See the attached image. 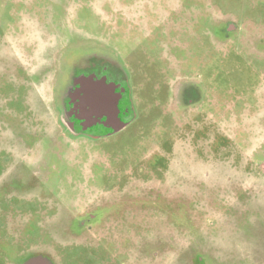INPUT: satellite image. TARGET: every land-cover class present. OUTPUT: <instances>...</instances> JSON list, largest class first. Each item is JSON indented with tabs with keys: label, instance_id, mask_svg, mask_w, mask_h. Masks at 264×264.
Listing matches in <instances>:
<instances>
[{
	"label": "rangeland",
	"instance_id": "374dc122",
	"mask_svg": "<svg viewBox=\"0 0 264 264\" xmlns=\"http://www.w3.org/2000/svg\"><path fill=\"white\" fill-rule=\"evenodd\" d=\"M191 1L154 55L123 0H0V264H264V0ZM105 59L131 111L85 133L67 103Z\"/></svg>",
	"mask_w": 264,
	"mask_h": 264
},
{
	"label": "flooded vegetation",
	"instance_id": "af4514ba",
	"mask_svg": "<svg viewBox=\"0 0 264 264\" xmlns=\"http://www.w3.org/2000/svg\"><path fill=\"white\" fill-rule=\"evenodd\" d=\"M123 2L125 7L123 9L122 23L123 27L126 28V31H124L126 39L124 40L128 43L130 39L135 38L138 41L141 37L148 39L147 35H154V38H150L143 44V48L145 50L150 49L151 54H159V52L165 50L158 47V40L164 35V32L168 36L175 34L176 31H180V35L186 36L191 26L192 13L188 12L192 4L191 0H179L182 5L181 10L172 7V10L167 11V15L163 18L161 17L163 3L168 8L170 0H142L144 4H140L139 0H123ZM111 9V4H108L107 12H112ZM162 19L167 20L168 23L169 21H173L169 32L165 29L162 30ZM142 24H145L143 25V29L146 28V32L141 29L140 26ZM177 24L180 26L176 27ZM141 32L145 36L140 35ZM169 42H172V40ZM142 43L143 40L136 44L142 45ZM152 45L154 46L151 47ZM134 48L137 49V47ZM164 52H162L163 55H165ZM167 53V57L184 56L182 55V50H175L172 47L168 49ZM115 63V61L105 59L101 69H95L89 76H85L87 79L92 78L91 80H79L77 84L75 82V86L72 88L73 92L70 93V100L67 103V111L72 119L70 123L74 128L80 127L85 133H100L101 135H105L119 131L127 124V116L131 111L129 103L132 102V98L129 95V85H127L128 83L125 79L126 73L123 71V64L120 63L118 66L119 62ZM97 73L100 74L98 75ZM94 93L100 94L103 107L95 111L91 104L88 103L85 105L84 110L81 103L82 98L84 96L89 97V95ZM190 93H192L191 96L189 93L187 94L188 100H192L194 96L197 97L198 93L196 94L195 90H192ZM85 111L87 113L90 111L95 112L92 113L91 118H88ZM101 217V210L89 213L83 217L84 220H80V224L89 226Z\"/></svg>",
	"mask_w": 264,
	"mask_h": 264
},
{
	"label": "water",
	"instance_id": "95a60500",
	"mask_svg": "<svg viewBox=\"0 0 264 264\" xmlns=\"http://www.w3.org/2000/svg\"><path fill=\"white\" fill-rule=\"evenodd\" d=\"M87 79V77H84L83 81H89L91 80ZM82 108L85 110V105H87L88 103L91 104V106L96 110H99V108H102V99L100 94L98 93H94L89 95V97L84 96L82 98ZM95 111H90V112H86L85 113L88 115V118L92 117V113H94ZM23 264H53V262L50 260V258L43 256V255H39V256H31L29 257Z\"/></svg>",
	"mask_w": 264,
	"mask_h": 264
}]
</instances>
